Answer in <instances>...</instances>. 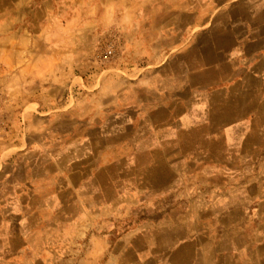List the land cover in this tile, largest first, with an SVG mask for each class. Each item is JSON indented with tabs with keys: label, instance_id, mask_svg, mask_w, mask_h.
Masks as SVG:
<instances>
[{
	"label": "crops",
	"instance_id": "obj_1",
	"mask_svg": "<svg viewBox=\"0 0 264 264\" xmlns=\"http://www.w3.org/2000/svg\"><path fill=\"white\" fill-rule=\"evenodd\" d=\"M0 129V264H264V0H0Z\"/></svg>",
	"mask_w": 264,
	"mask_h": 264
},
{
	"label": "rangeland",
	"instance_id": "obj_2",
	"mask_svg": "<svg viewBox=\"0 0 264 264\" xmlns=\"http://www.w3.org/2000/svg\"><path fill=\"white\" fill-rule=\"evenodd\" d=\"M108 80H111V81H106L108 85L110 83H113V81H114L112 79H108ZM118 82L120 83L119 86H121L123 88V87H128L129 86V83L126 84V82H130V81H118ZM143 82H145V81H142L141 83H143ZM121 83H123V85H121ZM0 130H2V129H0ZM10 133H11V135H19V129H11V132Z\"/></svg>",
	"mask_w": 264,
	"mask_h": 264
},
{
	"label": "built area",
	"instance_id": "obj_3",
	"mask_svg": "<svg viewBox=\"0 0 264 264\" xmlns=\"http://www.w3.org/2000/svg\"><path fill=\"white\" fill-rule=\"evenodd\" d=\"M112 54H113V49H108V50L106 51V55H107V56H112Z\"/></svg>",
	"mask_w": 264,
	"mask_h": 264
}]
</instances>
